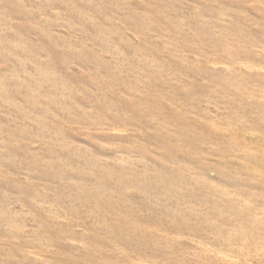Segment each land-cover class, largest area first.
<instances>
[{"label": "rangeland", "instance_id": "1", "mask_svg": "<svg viewBox=\"0 0 264 264\" xmlns=\"http://www.w3.org/2000/svg\"><path fill=\"white\" fill-rule=\"evenodd\" d=\"M0 264H264V0H0Z\"/></svg>", "mask_w": 264, "mask_h": 264}]
</instances>
